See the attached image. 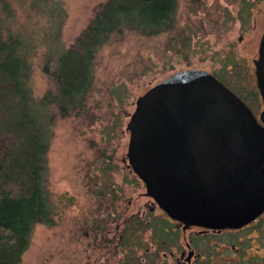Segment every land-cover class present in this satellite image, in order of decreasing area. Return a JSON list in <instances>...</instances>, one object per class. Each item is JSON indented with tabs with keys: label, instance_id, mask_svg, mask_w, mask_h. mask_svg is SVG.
Listing matches in <instances>:
<instances>
[{
	"label": "rangeland",
	"instance_id": "rangeland-1",
	"mask_svg": "<svg viewBox=\"0 0 264 264\" xmlns=\"http://www.w3.org/2000/svg\"><path fill=\"white\" fill-rule=\"evenodd\" d=\"M52 1L56 8L32 12L25 7L28 0H0V22L35 43L29 73L35 101L52 88L41 68L42 54L53 45V25L54 29L59 26L57 43L69 49L106 0ZM263 29L264 0H177L170 33H128L112 38L95 58L94 84L86 105L95 118L93 124L86 120L91 116L55 118L46 155V188L55 205V225L34 226L20 264H151L150 255L155 254L154 264H186L180 255L184 252L186 258L191 237L214 234L201 235L196 227L185 232L179 228L178 241L169 251H162L151 239V229H140L133 237L136 244L129 247L135 255L128 262L127 249L119 247L122 237H132L129 227L134 219L147 225L168 219L145 195L144 184L128 167L126 125L138 97L186 70L237 82L238 92L259 120L263 105L253 61ZM229 58L234 64L224 70ZM256 93L254 104L250 95ZM14 103L11 97L0 96L3 118L11 116L9 112L5 117L4 110ZM18 115L16 109L13 116ZM4 122L0 117V125ZM255 225L239 232L234 242L229 241L227 231L222 235L228 240L200 241L198 249L192 247L197 257L190 264L205 260L207 248L216 252V264H264V227L258 230Z\"/></svg>",
	"mask_w": 264,
	"mask_h": 264
},
{
	"label": "trees",
	"instance_id": "trees-1",
	"mask_svg": "<svg viewBox=\"0 0 264 264\" xmlns=\"http://www.w3.org/2000/svg\"><path fill=\"white\" fill-rule=\"evenodd\" d=\"M51 6L56 8L52 0H28L25 7L39 12ZM176 10L177 0H106L69 49H63L57 43L59 26L54 29L53 25V45L42 54L41 68L51 81L52 88L38 101L32 97L29 82L35 43L0 22V96L3 99L11 97L17 102L6 106L5 110L3 108L5 117L11 112L9 118L1 116L0 108L1 120L5 121L0 125V264H20L30 245L34 226L55 225V205L46 188V155L52 129L56 116H91L86 120L93 124L95 118L86 105L94 84L97 53L112 38L128 33L141 36L170 33L174 30ZM231 64H234L233 58H229L222 68L225 70ZM217 78L230 90L239 91L237 82L224 76ZM238 95L241 96L240 93ZM257 95H250L254 104ZM31 105L36 109L30 108ZM16 109L18 117L13 116ZM255 223V227L261 230L264 217L261 216ZM248 227L225 234L230 242H234L238 233ZM140 229H151V239L162 251H169L170 246L180 238V230L169 219L160 223L151 221L149 225L134 219L129 227L132 237H122L119 243V247L127 249L126 262L135 255L129 247L136 244L133 237ZM207 238L228 240L222 233L204 237L196 234L191 237V246L198 249L200 241ZM155 255H150L151 264H154ZM215 255L214 250L207 248L204 252L206 259L197 264H216L213 262ZM231 264L237 262L232 261Z\"/></svg>",
	"mask_w": 264,
	"mask_h": 264
},
{
	"label": "water",
	"instance_id": "water-1",
	"mask_svg": "<svg viewBox=\"0 0 264 264\" xmlns=\"http://www.w3.org/2000/svg\"><path fill=\"white\" fill-rule=\"evenodd\" d=\"M253 66L259 122L200 70L177 72L135 102L126 125L128 167L182 232L238 231L264 214V29ZM186 248L190 264L197 256Z\"/></svg>",
	"mask_w": 264,
	"mask_h": 264
},
{
	"label": "flooded vegetation",
	"instance_id": "flooded-vegetation-1",
	"mask_svg": "<svg viewBox=\"0 0 264 264\" xmlns=\"http://www.w3.org/2000/svg\"><path fill=\"white\" fill-rule=\"evenodd\" d=\"M214 76V75H213ZM215 77V76H214ZM217 80H218V78L217 77H215ZM219 81V80H218ZM222 83V82H221ZM223 84V83H222ZM224 85V84H223ZM225 86V85H224ZM228 88V87H227ZM229 89V88H228ZM230 90V89H229ZM235 96H237L247 107H248V109L251 111V113L253 114V108H252V106H250L241 96H239L238 94V92L236 93L235 91H233V90H230ZM256 95H257V93H256ZM259 96V95H258ZM253 116L255 117V115L253 114ZM256 118V117H255ZM256 120H257V118H256ZM258 122H259V120H257ZM264 215V214H263ZM263 215H261V216H263ZM260 216V217H261ZM259 217V218H260ZM258 218V219H259ZM257 219V220H258ZM256 220V221H257ZM255 221V222H256ZM254 223V222H253ZM175 225H176V227L179 229V228H181V226L180 225H178V224H176L175 223ZM199 229H201V228H199ZM223 232V231H222ZM221 232V233H222ZM199 233H201V235L202 234H208V233H212V234H221V233H216V232H212V231H208V230H204V229H201V231L199 232ZM188 247H189V249L190 250H192V246H191V244H190V242H189V244H188ZM193 251V250H192ZM184 253V252H183ZM188 253V252H187ZM185 254L183 255L182 253H181V255H180V257L181 258H183L184 259V261H185ZM179 262H177V264H178ZM186 263V262H185ZM187 264V263H186Z\"/></svg>",
	"mask_w": 264,
	"mask_h": 264
}]
</instances>
